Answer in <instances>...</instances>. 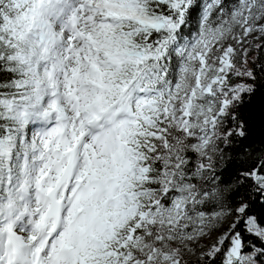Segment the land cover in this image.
Segmentation results:
<instances>
[{
  "label": "snow or ice",
  "instance_id": "obj_1",
  "mask_svg": "<svg viewBox=\"0 0 264 264\" xmlns=\"http://www.w3.org/2000/svg\"><path fill=\"white\" fill-rule=\"evenodd\" d=\"M0 264H264V0H0Z\"/></svg>",
  "mask_w": 264,
  "mask_h": 264
},
{
  "label": "trees",
  "instance_id": "obj_2",
  "mask_svg": "<svg viewBox=\"0 0 264 264\" xmlns=\"http://www.w3.org/2000/svg\"><path fill=\"white\" fill-rule=\"evenodd\" d=\"M187 31V29H186ZM259 103H260V99L259 97H257V99L255 101H253V103L251 105L248 106V110L251 112H256L258 107H259Z\"/></svg>",
  "mask_w": 264,
  "mask_h": 264
}]
</instances>
